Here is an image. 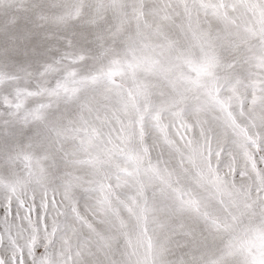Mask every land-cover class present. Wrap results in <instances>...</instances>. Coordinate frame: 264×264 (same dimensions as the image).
Returning <instances> with one entry per match:
<instances>
[{
  "label": "snow or ice",
  "instance_id": "6c2138e0",
  "mask_svg": "<svg viewBox=\"0 0 264 264\" xmlns=\"http://www.w3.org/2000/svg\"><path fill=\"white\" fill-rule=\"evenodd\" d=\"M0 264H264V0H0Z\"/></svg>",
  "mask_w": 264,
  "mask_h": 264
}]
</instances>
